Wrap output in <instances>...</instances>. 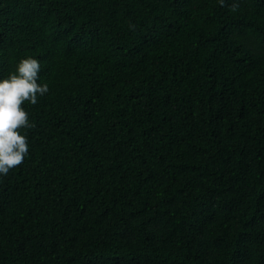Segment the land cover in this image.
<instances>
[{
	"label": "trees",
	"instance_id": "obj_1",
	"mask_svg": "<svg viewBox=\"0 0 264 264\" xmlns=\"http://www.w3.org/2000/svg\"><path fill=\"white\" fill-rule=\"evenodd\" d=\"M28 57L0 264H264V0H0Z\"/></svg>",
	"mask_w": 264,
	"mask_h": 264
},
{
	"label": "clouds",
	"instance_id": "obj_2",
	"mask_svg": "<svg viewBox=\"0 0 264 264\" xmlns=\"http://www.w3.org/2000/svg\"><path fill=\"white\" fill-rule=\"evenodd\" d=\"M223 5L224 0H220ZM232 5V10L238 8ZM40 62L28 57L22 59L15 73L7 79L0 80V174L8 172L23 164L29 151L27 137L19 129L34 127L29 120V114L22 107L25 102L35 105L38 97L45 95L48 85L37 83Z\"/></svg>",
	"mask_w": 264,
	"mask_h": 264
}]
</instances>
